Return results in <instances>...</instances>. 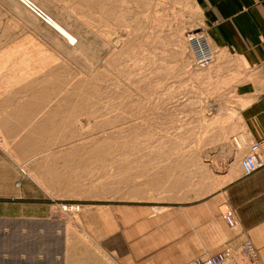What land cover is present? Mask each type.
<instances>
[{
	"label": "rangeland",
	"instance_id": "1",
	"mask_svg": "<svg viewBox=\"0 0 264 264\" xmlns=\"http://www.w3.org/2000/svg\"><path fill=\"white\" fill-rule=\"evenodd\" d=\"M30 1L79 43L0 0V264H177L181 213L113 209L219 192L241 172L232 82L187 45L193 31L212 44L198 0Z\"/></svg>",
	"mask_w": 264,
	"mask_h": 264
},
{
	"label": "crops",
	"instance_id": "2",
	"mask_svg": "<svg viewBox=\"0 0 264 264\" xmlns=\"http://www.w3.org/2000/svg\"><path fill=\"white\" fill-rule=\"evenodd\" d=\"M198 4L203 10L204 29L216 50L215 67L223 72L225 85L232 82L230 87L239 101V117L248 143L264 141V0H198ZM228 181L226 175L219 192L176 194L158 203L117 207L113 211L181 213L182 219L174 224H181L185 235L175 245L181 254L171 263L190 264L246 242L256 249L257 262H264V167L250 177L241 170L237 178ZM226 211L234 212L236 228L227 225ZM146 224L144 230L150 233L170 230L155 220ZM164 252V248H150V261L161 262Z\"/></svg>",
	"mask_w": 264,
	"mask_h": 264
},
{
	"label": "built area",
	"instance_id": "3",
	"mask_svg": "<svg viewBox=\"0 0 264 264\" xmlns=\"http://www.w3.org/2000/svg\"><path fill=\"white\" fill-rule=\"evenodd\" d=\"M27 7L45 24H47L48 26H52V18L50 16H47L42 9L36 7L32 3H28ZM186 40L192 56L193 66L196 69H208L214 65L216 61V52L214 51L208 37L203 32H190L188 33ZM244 147L246 150V154L240 161V167L243 175L246 177H250L264 167V141L248 143L247 140L245 141ZM225 221L230 228L234 229L237 227L235 214L233 211H226ZM241 253L251 261H257V251L252 243L246 242L242 246ZM190 264L240 263L237 259H235L232 247H226L217 254L196 259Z\"/></svg>",
	"mask_w": 264,
	"mask_h": 264
},
{
	"label": "bare ground",
	"instance_id": "4",
	"mask_svg": "<svg viewBox=\"0 0 264 264\" xmlns=\"http://www.w3.org/2000/svg\"><path fill=\"white\" fill-rule=\"evenodd\" d=\"M108 1V0H107ZM10 2L11 3H13V4H15V5H17V6H19V7H22V8H24L28 13H32V15L33 16H35L37 19H38V17L35 15V14H33V12L27 7V4L28 3H32L33 5H35L36 7H38L36 4H34L32 1H30V0H10ZM88 2V1H87ZM97 2V1H96ZM101 2V1H100ZM109 2V1H108ZM108 2H105V3H108ZM125 2V1H124ZM10 3V4H11ZM118 3V2H117ZM87 4V3H86ZM98 4H100V3H98ZM111 4V3H110ZM124 4H126V3H124ZM136 4V3H135ZM97 5V4H96ZM114 5V4H113ZM122 5V4H121ZM120 5V6H121ZM100 6V5H99ZM114 7H115V5H114ZM38 8H40V7H38ZM117 8H119V5H118V7ZM41 9V8H40ZM114 9H116V8H114ZM112 10V9H111ZM125 10V9H124ZM31 11V12H30ZM78 11H79V9H78ZM84 11V10H83ZM82 11V12H83ZM108 11H110L109 9H108ZM114 11V10H113ZM127 11V10H126ZM84 12H86V11H84ZM104 12H106V11H104ZM125 12V11H124ZM101 13H102V11H101ZM46 14V13H45ZM110 14V13H109ZM114 14V13H113ZM120 14H122V13H120ZM127 14V13H126ZM47 15V14H46ZM123 15V14H122ZM48 16V15H47ZM91 15H89V17H90ZM119 17V16H118ZM85 19H87L86 18V16L84 17ZM123 18H124V16H123ZM158 18V17H157ZM78 20H79V18H78ZM42 21V20H41ZM43 22V21H42ZM136 22V21H135ZM44 23V22H43ZM90 23V22H89ZM125 23V22H124ZM45 24V23H44ZM154 24V23H153ZM47 27H50L58 36L57 37H60V38H62L65 42H66V44H68V45H70V46H72V45H74V46H72V47H75V46H77L78 45V40L76 39V37L69 31V29H67L66 27H64V25H62L60 22H58V21H56L55 19H53L52 18V26H48L47 24H45ZM89 25V24H88ZM121 25V24H120ZM126 25V24H125ZM132 26V25H131ZM126 28H129V27H127V25L125 26ZM149 28V27H148ZM139 32H140V30H139ZM138 32V33H139ZM99 34V33H98ZM107 34V33H106ZM135 35V34H134ZM100 36H103V35H100ZM110 37V35L108 36V38ZM132 37V36H131ZM110 39V38H109ZM132 39V38H131ZM129 46H131V45H129ZM64 49V48H63ZM71 50V49H70ZM69 50V51H70ZM130 50V49H129ZM129 53V52H128ZM114 54V53H113ZM77 56V55H76ZM113 56V55H112ZM115 57V56H114ZM113 57V58H114ZM123 59V58H122ZM128 59V58H127ZM130 59V58H129ZM128 59V60H129ZM123 61V60H122ZM117 62V61H116ZM119 64V63H118ZM83 65V64H82ZM116 65V64H115ZM121 65V64H120ZM117 66V65H116ZM49 70H51V68L49 69ZM86 70V69H85ZM149 70V69H148ZM126 71V70H125ZM127 72V71H126ZM133 74V73H132ZM138 75V74H137ZM142 78V77H141ZM133 80V79H132ZM152 80V79H151ZM130 81V80H129ZM44 82V81H43ZM131 82V81H130ZM152 82V81H151ZM160 84V83H159ZM141 85V84H140ZM140 89V88H139ZM33 99V98H32ZM78 102V101H77ZM131 102V101H130ZM59 104V103H58ZM93 104V103H92ZM134 104V103H133ZM81 105V104H80ZM90 105V104H89ZM77 106V105H76ZM67 107V106H66ZM72 107V106H71ZM103 109V108H102ZM62 110V109H61ZM93 111V110H92ZM105 111V110H104ZM111 111V110H110ZM128 111V110H127ZM60 112V111H59ZM90 112V111H89ZM84 113V112H83ZM86 113V112H85ZM93 113V112H92ZM95 113V112H94ZM65 114V113H64ZM69 114V113H68ZM80 114V113H79ZM87 115V114H86ZM75 123V122H74ZM73 124V123H72ZM53 125V124H52ZM100 125V124H99ZM76 126V125H75ZM122 131V130H121ZM205 132V131H204ZM206 133V132H205ZM207 133H208V131H207ZM239 133V132H238ZM208 134H210V132L208 133ZM207 134V135H208ZM237 134V133H236ZM202 136V135H201ZM205 137V136H204ZM203 137V138H204ZM211 137V136H210ZM199 139H201V138H199ZM206 140V139H205ZM208 140V139H207ZM202 141H203V139H202ZM245 141H246V139H244L243 137H241V140H236V142H237V145H238V147L239 148H241L242 149V147H243V145L245 144ZM207 142V141H206ZM212 142V141H211ZM206 144V143H205ZM212 144V143H211ZM89 145V144H88ZM199 145V144H198ZM80 147V146H79ZM102 147V146H101ZM200 147H201V145H200ZM230 148V147H229ZM128 151V150H127ZM132 151V150H131ZM125 152V151H124ZM126 155V154H125ZM228 155V154H227ZM90 156V155H89ZM186 158V157H185ZM126 160V159H125ZM129 160V159H128ZM198 161V160H197ZM187 171V170H186ZM129 177V176H128ZM223 181V180H222ZM171 183V182H170ZM188 184V183H187ZM186 187V186H185ZM158 190V189H157ZM134 195V194H133ZM76 209H77V207H76ZM73 210L75 211V209L74 208H65V210L64 211H72L73 212Z\"/></svg>",
	"mask_w": 264,
	"mask_h": 264
}]
</instances>
